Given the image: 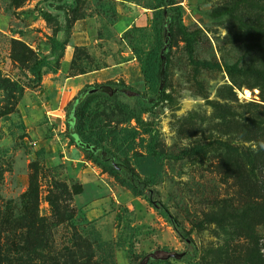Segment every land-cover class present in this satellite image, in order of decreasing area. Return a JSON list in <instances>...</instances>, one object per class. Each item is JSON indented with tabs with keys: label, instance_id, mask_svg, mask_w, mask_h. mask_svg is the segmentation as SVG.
<instances>
[{
	"label": "rangeland",
	"instance_id": "rangeland-1",
	"mask_svg": "<svg viewBox=\"0 0 264 264\" xmlns=\"http://www.w3.org/2000/svg\"><path fill=\"white\" fill-rule=\"evenodd\" d=\"M175 1L181 27L173 25L167 44L166 97L141 116L155 139L132 121L104 130L192 238L196 253L168 264H264V0ZM146 2L0 0V80L14 83L0 86L1 264H133L142 252L185 249L142 196L68 144L67 102L60 118L42 108L47 73L61 79L88 70V83L145 88L140 61L156 42ZM83 18L94 20L97 39L74 46L64 63L49 38L68 43ZM41 56L56 71L33 83L28 67ZM182 92L199 98L195 109L187 110ZM91 110V120L102 118L100 101ZM53 180L80 190L62 220L48 202L57 194ZM29 213L46 221L36 240L18 235Z\"/></svg>",
	"mask_w": 264,
	"mask_h": 264
},
{
	"label": "trees",
	"instance_id": "trees-1",
	"mask_svg": "<svg viewBox=\"0 0 264 264\" xmlns=\"http://www.w3.org/2000/svg\"><path fill=\"white\" fill-rule=\"evenodd\" d=\"M143 7L151 12L150 17L146 19V24L151 25L156 37L155 44L140 61V73L145 88L140 91L120 80H105L85 84L67 101L64 109V125L68 144L74 146L85 159L111 175L132 196H142L154 211L168 222L185 246L182 251L160 248L159 250L142 252L131 256L132 263L168 264L170 260H180L187 255L196 253L197 249L192 238L159 200L156 190L149 185L148 181L141 178L126 161L115 154L111 148L115 143L114 139H109V135L104 130V127H111L112 123L121 125L132 121L136 128L147 134L150 141L156 137L155 130L146 126L141 116L166 97L164 83L168 57L167 44L173 25L181 27V11L175 0H147ZM40 15L44 19L48 17L47 12H41ZM61 29L64 32L66 27L62 26ZM66 40L67 38L59 40L50 37L51 52L61 54ZM28 70L31 81L38 83L45 72H55L56 68L49 59L41 56L31 63ZM3 82L9 85L14 84L3 78L0 80V86L3 85ZM96 101L101 102L100 114L102 118L91 120V106ZM52 185L57 194L52 199L49 198L48 202L54 214L57 215L56 217H59L58 220H62L69 214L70 208L65 203L69 200L70 194H76L80 190L78 188L67 189L64 184L56 180H53ZM32 189L30 183L29 191L31 195L36 196ZM58 201L63 203L59 205ZM57 206L61 208V211L57 209ZM45 224L46 221L43 217L29 213L27 214V223L21 226L23 231L18 235L32 236V240H36L44 233ZM50 225H55V222ZM130 255L132 254L130 253ZM54 263L62 264L57 261Z\"/></svg>",
	"mask_w": 264,
	"mask_h": 264
},
{
	"label": "crops",
	"instance_id": "crops-1",
	"mask_svg": "<svg viewBox=\"0 0 264 264\" xmlns=\"http://www.w3.org/2000/svg\"><path fill=\"white\" fill-rule=\"evenodd\" d=\"M142 10H145L142 7ZM134 17L131 18L130 22ZM129 23L124 25L123 28L128 26ZM122 28V29H123ZM97 29L93 19L91 18H83L77 19L74 21L71 27L69 42L64 45L63 49V62L67 61L69 55L74 46H83L89 43H93L97 39ZM64 62V63H65ZM62 71V70H61ZM59 73H47L48 76L41 81V87L44 95V100L46 105H42L44 109V113H48L47 117L51 119L53 115H56L57 118L62 117V110L64 104L75 94L77 90H79L85 84H90L88 81L92 78V71H85L83 73H75L72 75H68L65 73V76H62L61 79H53L58 77ZM53 77V78H50ZM56 84H62L64 87L66 86V91H56ZM60 89V88H59ZM40 103L42 99H38ZM62 102L61 106L59 105ZM41 108V107H40ZM51 114V115H50ZM54 120V119H53Z\"/></svg>",
	"mask_w": 264,
	"mask_h": 264
},
{
	"label": "clouds",
	"instance_id": "clouds-1",
	"mask_svg": "<svg viewBox=\"0 0 264 264\" xmlns=\"http://www.w3.org/2000/svg\"><path fill=\"white\" fill-rule=\"evenodd\" d=\"M182 102L186 106L187 110H193L199 104V98L192 96L188 92H182ZM261 148H264V142H261L259 145Z\"/></svg>",
	"mask_w": 264,
	"mask_h": 264
}]
</instances>
